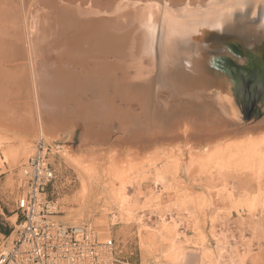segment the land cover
<instances>
[{"label":"bare ground","instance_id":"obj_1","mask_svg":"<svg viewBox=\"0 0 264 264\" xmlns=\"http://www.w3.org/2000/svg\"><path fill=\"white\" fill-rule=\"evenodd\" d=\"M30 2L24 0L21 4L25 10L24 21L16 8L8 6L0 10V16L5 22L24 24L30 56L58 60L66 67L50 80L42 79L49 82L41 81V84H52L51 87L62 81L71 104L63 103L60 98L55 101L40 98L39 123L34 122L40 127L39 138L44 139L47 134L55 139L69 124L76 127L75 115L80 107L74 99L80 94L88 97L81 101V112L87 116L76 132L77 136H84L85 142L62 149L61 153L81 172L83 201L89 199L90 181L104 180L101 194L109 209L101 210V214L108 218L109 225H97V220L100 242L110 238V227L135 221L138 207L128 196V186L142 176L151 178L156 188L162 190V194L150 193L144 207L140 206L154 207L161 213L159 230L137 218L140 227L146 229L147 236L140 238L142 243L153 244L157 235L167 232V237H161L164 249L160 252L165 263L178 264L183 261L185 250L192 248L201 251L204 264H215L214 250L209 247L205 233L207 221L215 224L220 212L225 216L264 214V118L247 129L250 133L238 136L243 128L233 124L230 115L225 117L208 103L211 96H207L206 82L203 84V58L219 46L227 49L222 41L241 30L264 38V0ZM17 35L21 44L24 40L21 26L17 27ZM3 39L0 38L1 66L2 48L7 45ZM7 50L13 51L14 47ZM213 57L215 64L212 62L211 68L219 74L217 82L224 85L222 74L226 73L218 63V55L213 53ZM114 136L119 139L113 140ZM186 141L195 142L200 148L191 149L187 162L183 163L182 142ZM109 142L128 144L132 148L143 144L155 147L161 143L169 146L157 148L141 161L128 155L127 162L121 164L114 159L117 153L112 152L108 154L107 165L95 163V157L101 156ZM2 145L3 138H0V151ZM31 146L30 138L21 139L20 149L28 150ZM184 169H194L191 172L196 170L210 181L226 182L230 177L251 176L255 186L236 192L224 183L214 195L225 207L209 216L213 206L211 189L207 187L206 192L196 194L183 189L179 185L183 183L180 173ZM164 195L169 199L167 203ZM163 208L167 212L175 209L188 217L190 235L179 233L180 224L173 218L171 223L167 222ZM82 209L83 214L90 210L87 205ZM73 227L81 226L74 223Z\"/></svg>","mask_w":264,"mask_h":264},{"label":"rangeland","instance_id":"obj_2","mask_svg":"<svg viewBox=\"0 0 264 264\" xmlns=\"http://www.w3.org/2000/svg\"><path fill=\"white\" fill-rule=\"evenodd\" d=\"M23 1L0 0V10L6 6L10 7V9L16 8L20 14L21 21H24L25 10L21 8ZM33 1L31 0L30 3L33 4ZM3 19V16H0V38H5L3 41L7 45L2 48L1 52L4 58L2 59L4 61L2 66L0 62L2 67L0 70V138H3V145L0 151L2 157V162L0 163V247L10 245L15 236L13 232L17 225L16 209L21 194L20 171L22 166L35 153V144L39 139L40 127H38L39 124L36 125L34 122L38 121L39 123L40 98L42 97L43 100L44 98H50L54 101L56 98H60L63 103L71 104L69 95L64 93V88L61 86L63 85L62 81L58 82V86L54 85L52 87L50 83L41 84L43 78L50 80L51 76L65 70L66 67L63 63L58 60L50 61L44 59V57L40 59L39 57L35 58L36 56L34 55L30 56L28 51L29 41L27 40L28 36L24 24L21 22L17 25L11 21L5 22ZM18 26H21L24 38L21 44L17 35ZM255 35H258L257 37L260 36V34ZM245 40L242 42L245 45L243 48L250 54H245V56L240 54L239 56L232 51L225 53L224 60L228 61H225L226 63L222 66L223 71L232 81V85H229L231 89L229 103L235 102V111L231 112L227 109L221 100L223 85L217 82V79L219 81V74L211 68L213 55L210 53V56H208L207 52L203 58L205 72L203 84L206 82L207 86L204 87L208 93L207 96H211L208 103L214 107V110L221 111L224 116L227 115L225 117L230 115L229 117L234 120L233 124L243 128V132L238 136L250 133L251 130L247 129L255 126L264 118V38L253 39L252 37H245ZM10 47H14V50H7ZM220 48L224 51L226 50L219 46L218 49L220 50ZM258 49H260L259 52H257ZM206 50L209 51V49ZM214 50L212 53H214ZM10 67H15V69L11 70ZM235 67L238 68L236 69ZM49 80L42 82H49ZM249 88L251 89L250 95L246 92ZM51 90H54L55 93ZM40 92H42V95ZM84 98L88 100V97L82 94L74 99L75 101L77 100L76 102L79 103L77 106L80 108L81 103H83L81 101ZM80 108H78V114L75 115L77 120L76 127L74 126L75 124H69L66 130L61 131L55 139L54 137H48L47 134L43 137L46 144L52 147L53 155L51 161L56 170V180L47 189L46 196L49 201L57 204V209H59V214L55 218L57 222L67 227H73L74 223L78 224V226L91 225L98 233L99 228H97V225H100V223L109 225L108 218L101 214L102 211L109 209L104 195L101 194V184L104 180L101 182L98 179L90 181L91 193L89 194V199L83 201L80 196L82 186L81 172L75 168L73 163L63 158L61 153L72 145L80 146L83 141L85 142L83 135L79 137L76 134L79 126L83 123V120L85 121L87 116V113L81 112ZM23 137L30 138L32 143L31 148H27L28 150L20 149V142ZM114 139H119V136H114ZM182 143L184 146L183 163H186L190 150L193 148L199 149L200 147L195 145V142L186 141ZM142 146L140 148H132L128 144H121L120 146L109 142L108 146H105L106 149L104 148V153L100 151L101 156H96L94 162L99 165H107V161H109L108 154L112 152L117 153L118 157L116 156L114 159L121 164L127 162L128 155H132V159L136 161H141L146 158L145 156L153 154L157 148L168 147L169 145L161 143L155 147H149L147 144ZM118 147H121V149ZM190 170L194 171V169ZM191 171L184 169L180 173V181L183 183L180 182L179 186L195 194L204 193L206 188L209 187L212 191L213 203V208L211 207L208 211L209 216H212L216 210H221L225 207L224 203L221 202L220 204V200L216 199L217 197L214 195L215 190L221 189L224 183L227 182L228 188L236 192L238 190L241 191L243 187L250 186L253 188L255 186L251 176L230 177L226 182H221L217 179L210 181L203 175H198L196 170L195 172ZM102 177L104 178L103 174ZM151 180V178H142L141 176L137 182L132 181V184L128 186V196L133 199V203H136L138 207L136 208L138 210H135V218H141L146 226L159 230L160 210L158 211L154 207L142 208L148 195L151 196L154 192L162 194L161 187L156 188ZM163 197L166 198V195ZM168 200L166 198L165 203ZM83 203L90 209L84 211V214ZM214 206L219 209H215ZM163 210H166L167 214L165 213L164 219L167 222L171 223L173 218L180 224L179 233L190 235L187 230L188 222L190 221L188 217L179 214L177 210L172 208L168 209V212L166 208H163ZM110 214H113V211ZM222 214L220 212V219L215 224H210L208 220L205 225L209 247L212 251L214 250V263L264 264V214H257L251 217L232 213L228 215L229 218L224 213ZM100 219L102 222H100ZM136 219L132 223L110 227V237L117 242L119 252H121L120 256L132 261L134 264H167L162 260L160 252L164 249L161 237H167L168 233L162 231L157 235L153 244L147 242L143 244L140 238H143V235L147 236L145 233L146 229H142L138 219ZM197 251L192 248L186 249L183 261L178 264H204L201 251Z\"/></svg>","mask_w":264,"mask_h":264},{"label":"built area","instance_id":"obj_3","mask_svg":"<svg viewBox=\"0 0 264 264\" xmlns=\"http://www.w3.org/2000/svg\"><path fill=\"white\" fill-rule=\"evenodd\" d=\"M52 153L39 138L35 153L21 168L15 236L10 245L0 247V264H134L120 256L114 238L100 242L91 225L67 227L55 220L59 211L46 196L56 180Z\"/></svg>","mask_w":264,"mask_h":264},{"label":"water","instance_id":"obj_4","mask_svg":"<svg viewBox=\"0 0 264 264\" xmlns=\"http://www.w3.org/2000/svg\"><path fill=\"white\" fill-rule=\"evenodd\" d=\"M255 34L253 33V34L247 35L244 32H242V30H241V31L237 32V35H234L233 37L228 38L226 41H222V46L227 48V49L225 51L222 50L221 48H220V50L218 48L214 50V55H218V57H219L218 58V63L220 64V66H223L224 63H226L228 61V60H224V58H225L224 54L225 53H228V52L232 51V52L235 53V55H239V56H240V54H242V55L244 54V56H245V54L246 55L250 54L248 51L245 50V48H243L245 45L242 42H244L245 37H247V38H249V37L253 38L254 36L257 37V35H255ZM257 38L260 39V38H263V36H259ZM218 50H219V53H217ZM259 50L260 49H258L257 52H259ZM212 55H213V53H212ZM235 68L237 69L238 67H235Z\"/></svg>","mask_w":264,"mask_h":264},{"label":"flooded vegetation","instance_id":"obj_5","mask_svg":"<svg viewBox=\"0 0 264 264\" xmlns=\"http://www.w3.org/2000/svg\"><path fill=\"white\" fill-rule=\"evenodd\" d=\"M224 80H225V84L223 85L224 87H223V92H221V98H222V101H223L225 107L232 112V111H235V105H234L235 102H233L231 104L229 103V100L231 99V95H230L231 89H230L229 85H232V81L228 77L225 78ZM246 92L250 95L251 89L250 88H249V90L247 89Z\"/></svg>","mask_w":264,"mask_h":264},{"label":"trees","instance_id":"obj_6","mask_svg":"<svg viewBox=\"0 0 264 264\" xmlns=\"http://www.w3.org/2000/svg\"><path fill=\"white\" fill-rule=\"evenodd\" d=\"M222 76H224L225 78H227V75L226 74H222Z\"/></svg>","mask_w":264,"mask_h":264}]
</instances>
